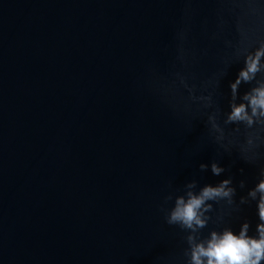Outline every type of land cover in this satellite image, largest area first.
<instances>
[{
  "label": "water",
  "instance_id": "obj_1",
  "mask_svg": "<svg viewBox=\"0 0 264 264\" xmlns=\"http://www.w3.org/2000/svg\"><path fill=\"white\" fill-rule=\"evenodd\" d=\"M260 49L264 0H0V264H192L213 232L259 239L264 114L244 97L264 57L231 85ZM225 180L204 227L168 222Z\"/></svg>",
  "mask_w": 264,
  "mask_h": 264
},
{
  "label": "clouds",
  "instance_id": "obj_2",
  "mask_svg": "<svg viewBox=\"0 0 264 264\" xmlns=\"http://www.w3.org/2000/svg\"><path fill=\"white\" fill-rule=\"evenodd\" d=\"M262 57H264V49L258 50L254 56L247 58L246 68L241 70L236 82L231 85L233 93L236 92L241 81H251L255 74L260 71ZM244 99L252 106L254 114L257 109H260L264 114V87L253 89V94L246 95ZM246 119H248L246 106L244 104L233 106L229 120L242 121ZM204 167L205 165H201L202 169ZM222 171L223 169L217 165H212V172L215 175H219ZM229 183L230 181L225 180L217 187L206 186L199 195L189 193L187 200L178 198L168 222L180 223L189 229H193L194 225L204 227L205 220L201 218V209L204 208L206 211L211 207L210 205L206 206V202L209 200L230 198L233 189L227 187ZM257 191L262 194L258 208L259 217L264 221V181H261L256 190L249 194L254 198ZM247 227L246 224L243 226L239 236L231 231H225L221 235L213 232L207 246L197 244L193 247L192 264H260V261L264 260V224L258 225L259 239L248 237L246 235Z\"/></svg>",
  "mask_w": 264,
  "mask_h": 264
}]
</instances>
